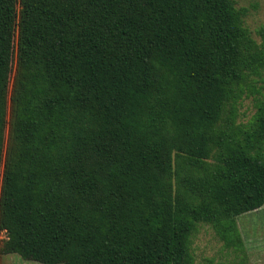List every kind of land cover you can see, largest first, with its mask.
<instances>
[{
	"label": "trees",
	"instance_id": "obj_1",
	"mask_svg": "<svg viewBox=\"0 0 264 264\" xmlns=\"http://www.w3.org/2000/svg\"><path fill=\"white\" fill-rule=\"evenodd\" d=\"M247 11L0 0V252L195 264L206 223L245 254L236 218L264 205V27L257 41Z\"/></svg>",
	"mask_w": 264,
	"mask_h": 264
},
{
	"label": "rangeland",
	"instance_id": "obj_2",
	"mask_svg": "<svg viewBox=\"0 0 264 264\" xmlns=\"http://www.w3.org/2000/svg\"><path fill=\"white\" fill-rule=\"evenodd\" d=\"M234 2L236 7L248 10L244 16V24L253 37L260 41L257 30L264 27V0H234ZM255 112L256 102L253 97L245 98L240 106L239 119L246 122ZM236 220L245 241V254L225 248L210 225L199 223L192 238L195 264H237L240 262L242 264H264V205L259 209L239 215ZM6 239V231L0 230V248ZM0 264L42 263L23 259L16 253L3 254L0 252Z\"/></svg>",
	"mask_w": 264,
	"mask_h": 264
}]
</instances>
